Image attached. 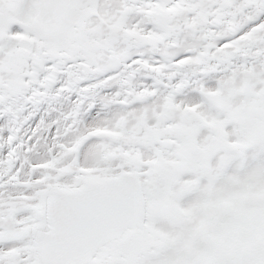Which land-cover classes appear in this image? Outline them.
<instances>
[{"label": "snow or ice", "instance_id": "snow-or-ice-1", "mask_svg": "<svg viewBox=\"0 0 264 264\" xmlns=\"http://www.w3.org/2000/svg\"><path fill=\"white\" fill-rule=\"evenodd\" d=\"M0 264H264V0H0Z\"/></svg>", "mask_w": 264, "mask_h": 264}]
</instances>
